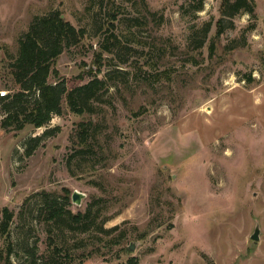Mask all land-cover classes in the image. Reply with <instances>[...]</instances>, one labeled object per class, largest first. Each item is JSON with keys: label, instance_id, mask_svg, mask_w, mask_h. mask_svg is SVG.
<instances>
[{"label": "rangeland", "instance_id": "rangeland-1", "mask_svg": "<svg viewBox=\"0 0 264 264\" xmlns=\"http://www.w3.org/2000/svg\"><path fill=\"white\" fill-rule=\"evenodd\" d=\"M197 2L0 0L3 88L18 90L8 64L19 37L34 17L52 11L87 32L57 59L58 76L48 82L108 83L93 113L72 112L64 97L62 114L43 127L5 132L0 120V211L13 213L8 233L0 227L4 259L264 264L263 8L257 4L256 18L242 11L215 39L222 0H204L200 11ZM147 10L163 23L154 24ZM114 15L117 39H109L115 49L107 53L101 48ZM125 19L138 22L130 27ZM208 23L195 49L189 37L199 41ZM90 120L84 145L79 124ZM74 192L83 195L80 203ZM45 205L62 208L64 222L48 220ZM90 205L85 224L74 223Z\"/></svg>", "mask_w": 264, "mask_h": 264}, {"label": "trees", "instance_id": "trees-1", "mask_svg": "<svg viewBox=\"0 0 264 264\" xmlns=\"http://www.w3.org/2000/svg\"><path fill=\"white\" fill-rule=\"evenodd\" d=\"M203 1L199 0L197 2L196 11L203 9ZM256 7L255 0H222L220 18L216 23L217 29L214 38L219 39L227 29L231 28L233 19L242 11L256 18ZM149 14H151L152 22L157 26L163 23V15L158 16L157 13L150 12ZM117 20L118 17L114 15L105 31L107 32L106 39L101 49L107 53H114L115 43H109V39H117L115 36V21ZM125 20L128 25L130 24V27L138 22L137 19ZM210 28L211 24H206L204 35L199 41L192 43L189 37L190 43L195 46V49L202 48ZM190 29L195 30L194 24L190 26ZM86 32L85 29H77L71 22L65 20L59 11H52L44 16H36L32 19L28 30L18 39L19 49L15 60L8 64L13 83L18 87V90L10 93L5 99L3 107L5 116L1 120V128L5 132L23 130L26 125H32L35 128L47 125L54 114H62L64 97L72 112L78 114L94 112L93 101L107 90V81L95 77L84 84H75L71 88L66 79H60L55 84L48 82L52 74L58 76L57 71L53 69L57 59L65 50L77 46L86 35ZM213 47L212 42L210 45L211 53ZM79 126L81 128V143L86 145L88 141L87 133L94 126V123L90 120L80 123ZM50 133L52 131L47 130L42 136H47ZM42 136L30 140L26 155L30 156L39 146ZM54 205L56 206V204ZM91 206L86 212H79L74 215V223L83 226L85 219L89 217ZM44 208L47 211L49 206L45 205ZM47 212L50 213L48 220L64 222L65 211L62 208H49ZM12 217L13 213L7 208L0 211V227L3 234L8 233ZM68 228L74 231L79 230V227H74V225H69ZM82 228L84 230L89 229L87 225ZM0 264L12 263L9 259H4L3 255H0ZM126 264H137V259L130 258Z\"/></svg>", "mask_w": 264, "mask_h": 264}, {"label": "built area", "instance_id": "built-area-1", "mask_svg": "<svg viewBox=\"0 0 264 264\" xmlns=\"http://www.w3.org/2000/svg\"><path fill=\"white\" fill-rule=\"evenodd\" d=\"M8 95H10V92L1 86V81H0V120H2L3 117L5 116L3 107L5 104V99L7 98Z\"/></svg>", "mask_w": 264, "mask_h": 264}, {"label": "water", "instance_id": "water-1", "mask_svg": "<svg viewBox=\"0 0 264 264\" xmlns=\"http://www.w3.org/2000/svg\"><path fill=\"white\" fill-rule=\"evenodd\" d=\"M82 198H83V195L79 192H74L73 197H72L74 203H80ZM258 236H259V229H256L255 233L252 235V239L254 241H258V239H259ZM130 249L133 250L134 247H130Z\"/></svg>", "mask_w": 264, "mask_h": 264}, {"label": "crops", "instance_id": "crops-1", "mask_svg": "<svg viewBox=\"0 0 264 264\" xmlns=\"http://www.w3.org/2000/svg\"><path fill=\"white\" fill-rule=\"evenodd\" d=\"M255 2H256V5L258 4V8H263V12H264V0L261 2V0L259 1V0H255ZM263 3V4H262ZM261 4H262V6H261Z\"/></svg>", "mask_w": 264, "mask_h": 264}]
</instances>
